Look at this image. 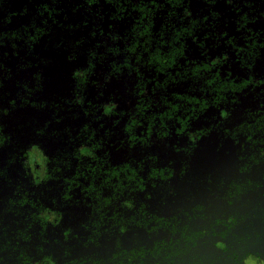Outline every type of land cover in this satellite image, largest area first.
Instances as JSON below:
<instances>
[{"label": "trees", "instance_id": "1", "mask_svg": "<svg viewBox=\"0 0 264 264\" xmlns=\"http://www.w3.org/2000/svg\"><path fill=\"white\" fill-rule=\"evenodd\" d=\"M249 257L264 0H0V264Z\"/></svg>", "mask_w": 264, "mask_h": 264}, {"label": "clouds", "instance_id": "2", "mask_svg": "<svg viewBox=\"0 0 264 264\" xmlns=\"http://www.w3.org/2000/svg\"><path fill=\"white\" fill-rule=\"evenodd\" d=\"M37 182H39V181H37ZM246 264H256V261H255V259H253L252 257H249V258L247 259V261H246Z\"/></svg>", "mask_w": 264, "mask_h": 264}, {"label": "rangeland", "instance_id": "3", "mask_svg": "<svg viewBox=\"0 0 264 264\" xmlns=\"http://www.w3.org/2000/svg\"><path fill=\"white\" fill-rule=\"evenodd\" d=\"M256 261V260H255ZM256 264H260L258 261H256Z\"/></svg>", "mask_w": 264, "mask_h": 264}]
</instances>
